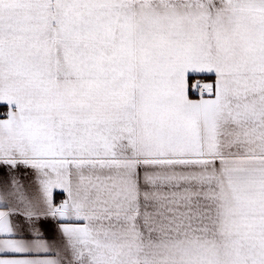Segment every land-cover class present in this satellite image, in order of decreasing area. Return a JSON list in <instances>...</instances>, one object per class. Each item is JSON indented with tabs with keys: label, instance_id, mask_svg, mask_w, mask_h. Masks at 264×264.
I'll list each match as a JSON object with an SVG mask.
<instances>
[{
	"label": "snow or ice",
	"instance_id": "6c2138e0",
	"mask_svg": "<svg viewBox=\"0 0 264 264\" xmlns=\"http://www.w3.org/2000/svg\"><path fill=\"white\" fill-rule=\"evenodd\" d=\"M0 264H264V0H0Z\"/></svg>",
	"mask_w": 264,
	"mask_h": 264
}]
</instances>
